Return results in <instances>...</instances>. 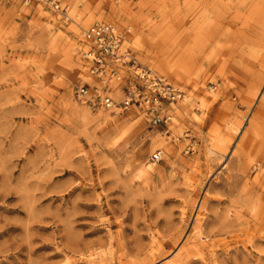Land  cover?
Here are the masks:
<instances>
[{
    "label": "rangeland",
    "instance_id": "1",
    "mask_svg": "<svg viewBox=\"0 0 264 264\" xmlns=\"http://www.w3.org/2000/svg\"><path fill=\"white\" fill-rule=\"evenodd\" d=\"M62 3L0 0V264H264V0ZM98 22L183 92L168 126L75 101Z\"/></svg>",
    "mask_w": 264,
    "mask_h": 264
},
{
    "label": "built area",
    "instance_id": "2",
    "mask_svg": "<svg viewBox=\"0 0 264 264\" xmlns=\"http://www.w3.org/2000/svg\"><path fill=\"white\" fill-rule=\"evenodd\" d=\"M26 4L42 3L62 18L67 19L68 8L61 0H24ZM85 48L80 51L87 74L99 85L78 84L73 89L76 102L92 112L124 113L134 108L153 127L168 126L172 121V106L183 99V92L167 77L141 66L125 48L126 35L111 23H95L84 33ZM133 70V74L129 73ZM125 75V76H124ZM123 82V99L111 97V84ZM163 153L151 156L153 164L162 161ZM259 165L254 166L257 170Z\"/></svg>",
    "mask_w": 264,
    "mask_h": 264
},
{
    "label": "bare ground",
    "instance_id": "3",
    "mask_svg": "<svg viewBox=\"0 0 264 264\" xmlns=\"http://www.w3.org/2000/svg\"><path fill=\"white\" fill-rule=\"evenodd\" d=\"M62 1V0H61ZM23 2H24V0H23ZM25 3V2H24ZM33 3H36V2H33ZM26 4V3H25ZM31 4V3H30ZM37 4H39V5H42L43 7H45V8H47L44 4H42V3H37ZM26 5H28V4H26ZM47 9H49V8H47ZM49 10H51V9H49ZM53 11V10H52ZM60 16V15H59ZM61 17V16H60ZM64 19V18H63ZM67 19L69 20L70 19V17H69V15L67 14ZM64 20H66V19H64ZM98 23H100V22H98ZM88 30V29H87ZM86 30V31H87ZM85 33V32H84ZM84 34H83V42H82V46H81V48H80V50H79V53H80V51L81 50H83V48H85V43H84ZM86 49V48H85ZM84 68V67H83ZM84 70H85V68H84ZM85 72H86V70H85ZM112 88H113V86H111ZM112 92H113V90H112ZM112 92H111V97H112ZM113 98V97H112ZM114 99V98H113ZM115 100V99H114ZM156 165V164H155Z\"/></svg>",
    "mask_w": 264,
    "mask_h": 264
}]
</instances>
